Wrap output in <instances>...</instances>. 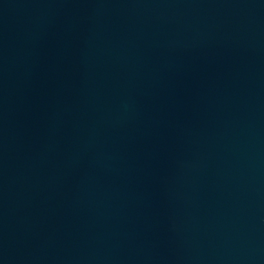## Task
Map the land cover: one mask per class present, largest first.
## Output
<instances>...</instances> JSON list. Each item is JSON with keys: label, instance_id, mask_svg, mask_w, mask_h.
Returning a JSON list of instances; mask_svg holds the SVG:
<instances>
[{"label": "water", "instance_id": "95a60500", "mask_svg": "<svg viewBox=\"0 0 264 264\" xmlns=\"http://www.w3.org/2000/svg\"><path fill=\"white\" fill-rule=\"evenodd\" d=\"M0 264H264V0H0Z\"/></svg>", "mask_w": 264, "mask_h": 264}]
</instances>
